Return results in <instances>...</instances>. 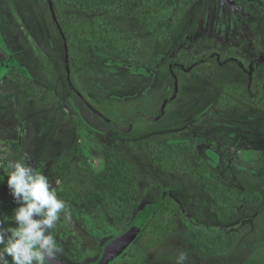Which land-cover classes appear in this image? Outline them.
Wrapping results in <instances>:
<instances>
[{"label": "rangeland", "instance_id": "rangeland-1", "mask_svg": "<svg viewBox=\"0 0 264 264\" xmlns=\"http://www.w3.org/2000/svg\"><path fill=\"white\" fill-rule=\"evenodd\" d=\"M58 27L71 34L75 64ZM3 65L14 72L0 79V92L12 98L0 110V212L17 206L6 163L26 153L58 198L67 192L73 200L70 221L61 218L53 233L63 249L58 263H97L105 244L152 206L119 260L135 252L141 264H176L184 253L183 264H264V207L246 200L264 197V110L253 101H264V0H104L94 11L70 0H0ZM19 69L31 78L30 93L19 90ZM222 96L231 106L218 104ZM172 134L194 144L198 164L180 152L190 167L218 175V184L243 196L239 205H215L191 174L154 163L146 149ZM107 150L138 172L139 197L120 224L93 196ZM68 157L57 178L55 167ZM170 201L182 217L156 235ZM191 223L231 236L232 247L205 253L186 229Z\"/></svg>", "mask_w": 264, "mask_h": 264}, {"label": "trees", "instance_id": "trees-1", "mask_svg": "<svg viewBox=\"0 0 264 264\" xmlns=\"http://www.w3.org/2000/svg\"><path fill=\"white\" fill-rule=\"evenodd\" d=\"M70 1L75 2L79 8H83L87 11H94L97 9L98 6L104 3V0ZM58 32L61 35L62 42L65 43L67 47V55L69 56L70 61L75 64V61H77V48L74 46V44L70 43L71 34L68 32V30L59 27ZM118 43L120 42L114 41L110 45H113V47L115 48L116 46H118ZM19 70L20 72L16 74L19 82V90L24 93H30L31 78H29L27 71L23 69ZM13 72V69H9L3 65L0 68V79L4 76L11 75ZM24 78L28 80H24ZM229 91H231V88H226V92L229 93ZM11 99V96L7 92H0V110L3 109L7 104H9ZM18 99V103L22 104L23 100H20V97ZM43 100L44 99L40 101L43 103L45 102ZM253 101L255 105H257V107L264 110V101L257 99H254ZM218 104L223 107L231 106L230 101L224 96L219 98ZM169 139H174L175 141L169 143ZM169 139L164 140V142L162 143H156L155 145L150 146L148 149H146L147 147H142V143H140L138 146L145 148L146 151L151 154L154 163L157 164L160 168L177 169L180 172L191 174L194 177L195 181L204 185V188L207 191L209 198L212 200L213 203H215V205H221V203L224 202L227 205H232V207H236L237 205H239L240 202H242L243 196L238 193L231 192L229 188H226L221 183L218 184L215 181L216 179L222 182L218 175H211V178L206 176V174H201L200 171L193 170L188 164V161L182 156H180V152H182L183 149H186L190 154L194 156L198 164L200 158L195 151V146L193 143H178L176 141L178 140V138L175 134L170 135ZM126 145L131 151H134L138 148L135 147V144H133L132 142H126ZM110 153L112 152L107 150V156L105 158L102 173L93 176V196L96 200L102 203L108 213L109 218L112 221L120 224L126 217V204L135 201V199L139 197L136 186L139 179L137 176L138 172L136 168H134L131 164L125 162L123 159L118 158L116 156H112ZM71 160L72 159L68 157L64 161L57 164V166L55 167V176L57 178H61L66 174L71 164ZM199 166L203 167L202 164H199ZM147 187H149V185H147ZM60 199L64 200L69 206H71L73 203L71 195L67 192H64L63 195L60 196ZM246 200L251 203H262V207H264V197L248 196ZM176 203L177 201H170L169 204L163 208L162 215L159 216V218L157 219L159 220V228L157 227L156 229V235L166 234L169 231L168 228L171 224L170 220H173L175 217H182V214L175 210V206H177ZM15 207L16 206L12 205L5 206L0 212V219L4 222L8 221L9 219H12L13 209ZM138 215L139 214H136L134 216V219L129 224L130 227L137 219ZM167 224L169 225L167 226ZM191 224H187L186 229L190 233L191 238H194V244H196V247L201 248L205 253L216 255L218 253H224L232 247V243H234V240L231 236L224 237V235L221 234V232H218L216 229L213 230L211 228L204 230L201 227ZM116 237L111 239V241L114 240ZM111 241H108L106 244L110 243ZM102 252L103 249L100 252V256L102 255ZM112 264L141 263L139 261L138 254L133 252L128 254L127 259H121L116 263Z\"/></svg>", "mask_w": 264, "mask_h": 264}, {"label": "clouds", "instance_id": "clouds-1", "mask_svg": "<svg viewBox=\"0 0 264 264\" xmlns=\"http://www.w3.org/2000/svg\"><path fill=\"white\" fill-rule=\"evenodd\" d=\"M29 159L25 153L6 163V187L17 206L12 224L0 225V264H53L63 252L53 233L61 218L70 221V206L58 198L49 178L26 162ZM185 259L181 253L176 264Z\"/></svg>", "mask_w": 264, "mask_h": 264}, {"label": "water", "instance_id": "water-1", "mask_svg": "<svg viewBox=\"0 0 264 264\" xmlns=\"http://www.w3.org/2000/svg\"><path fill=\"white\" fill-rule=\"evenodd\" d=\"M153 211L154 208L152 206L144 208L127 232L118 236L103 248L102 257L95 264H111L120 258V256L124 254L127 249H129L131 243L139 235L143 225L152 215ZM53 264L62 263H58L55 260L53 261Z\"/></svg>", "mask_w": 264, "mask_h": 264}, {"label": "flooded vegetation", "instance_id": "flooded-vegetation-1", "mask_svg": "<svg viewBox=\"0 0 264 264\" xmlns=\"http://www.w3.org/2000/svg\"><path fill=\"white\" fill-rule=\"evenodd\" d=\"M180 206V205H179Z\"/></svg>", "mask_w": 264, "mask_h": 264}]
</instances>
